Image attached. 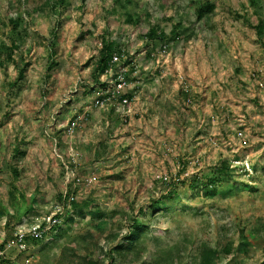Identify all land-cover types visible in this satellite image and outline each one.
<instances>
[{
  "label": "rangeland",
  "instance_id": "1",
  "mask_svg": "<svg viewBox=\"0 0 264 264\" xmlns=\"http://www.w3.org/2000/svg\"><path fill=\"white\" fill-rule=\"evenodd\" d=\"M258 21L264 32V0H0V46L16 47L0 55V264H192L203 243L215 264H262ZM103 37L121 50L131 100L101 108L104 77L90 73ZM221 162L231 180L206 196ZM133 217L146 238L111 261Z\"/></svg>",
  "mask_w": 264,
  "mask_h": 264
},
{
  "label": "trees",
  "instance_id": "2",
  "mask_svg": "<svg viewBox=\"0 0 264 264\" xmlns=\"http://www.w3.org/2000/svg\"><path fill=\"white\" fill-rule=\"evenodd\" d=\"M63 1L64 0H58L59 3L63 2ZM205 9H206V7H201L200 9H198L197 10V17H201L203 15V12ZM178 27H179V24H176L175 28L177 29ZM254 28H255V33L257 35V39L260 42V45L262 46V48L264 50V42H263L264 32H263V27H262L261 21H258V23L254 26ZM148 36L158 37V38L164 39L163 34L158 32L155 27H152L149 29ZM4 48L7 50V52L5 54L7 56V59H10L12 56L13 48H16L15 45H11L9 47H4L3 45H2V47L0 46V55H2L1 52L4 50ZM120 51L121 50L114 47V43L106 41L104 37L102 38L101 48L98 52L97 59L95 60L94 65L92 66L91 73H90L93 81H98L99 77L104 75L106 71H108L109 69H111L113 67V65H115L111 62V57L114 53L119 55ZM51 66L52 65H50L48 68L50 69ZM22 77H23V69H20L17 73L16 80H20ZM102 86L103 85L101 84V87ZM127 98H128V101L131 100L130 96H128ZM117 103H119V101H117ZM229 171H230V167L225 162H221L213 170L212 174L207 177V184L205 186L208 189L206 190V196L215 195V193L217 192V188L219 186H221L225 183H228V181L231 180ZM12 175L14 176V179H16L18 172L16 170H13ZM11 186L14 189V187H13L14 185L12 184ZM13 189L11 191H9V193L11 195H14ZM18 197L23 203H26L23 194H19ZM68 201H69V203L72 202L70 199H68ZM33 202H34V197L32 198L30 205L26 206V208L23 212L24 214H27L29 211H31V208H32L31 204ZM72 205H74V203H72ZM74 207H75L74 211L77 214L83 215L81 208H77L75 205H74ZM149 208L152 209L151 213H154L155 209H156V204L151 205ZM16 209H18V208L16 207L15 211H16ZM139 214L143 215V209H140ZM104 215H105L104 213H101V216H104ZM67 220H68V222L72 221L69 218ZM67 220H66V222H67ZM146 230H147V226H145L142 222L138 221L135 217H133L131 227L129 228L128 232L124 236V244H126V246L128 248H126V246L124 247V245L120 244V243L114 245L109 250L110 260L114 261L113 254H112L113 252H116V251L120 252L124 248L127 251L135 253L137 251V248L139 247V245H141V243H143V241L146 238ZM132 233L134 234L133 238L131 237ZM228 247H231V244L229 242H226V243H224L222 250L224 252H227ZM217 252L218 251L215 248H212V247L208 246L207 244L203 243L198 247L196 254H195L196 257L194 258V261L192 262V264H215ZM157 256L159 258L161 257L162 259H163V257L165 259H168V256H170V251L169 250L165 251L164 253L158 254ZM69 264H101V263L97 262L95 259H93L91 257L76 256L75 261L74 260L70 261ZM262 264H264V262Z\"/></svg>",
  "mask_w": 264,
  "mask_h": 264
},
{
  "label": "built area",
  "instance_id": "3",
  "mask_svg": "<svg viewBox=\"0 0 264 264\" xmlns=\"http://www.w3.org/2000/svg\"><path fill=\"white\" fill-rule=\"evenodd\" d=\"M111 62L118 66L120 63V55L114 53L111 57ZM110 73L111 69L102 75L104 77V79L101 81L103 86L98 92L99 99L95 101V104L101 108L108 107L117 101H119V104H126L128 102L127 98L124 97V91L129 87V83L125 78V70H123L119 65L112 75H110ZM107 77L111 78L107 79ZM45 225L46 224L43 221L40 223V225L36 224L32 226L29 230V235H18L16 242L20 247L19 249H24V238L26 239L30 236L34 238H40L43 236Z\"/></svg>",
  "mask_w": 264,
  "mask_h": 264
}]
</instances>
